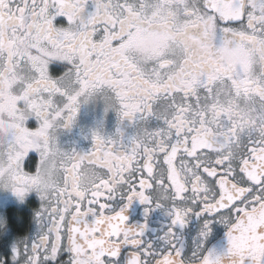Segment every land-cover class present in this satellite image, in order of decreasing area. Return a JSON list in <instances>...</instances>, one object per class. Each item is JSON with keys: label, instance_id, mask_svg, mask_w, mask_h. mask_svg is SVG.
<instances>
[{"label": "snow or ice", "instance_id": "1", "mask_svg": "<svg viewBox=\"0 0 264 264\" xmlns=\"http://www.w3.org/2000/svg\"><path fill=\"white\" fill-rule=\"evenodd\" d=\"M92 2L95 10L84 17L88 0H0V52L25 49L19 54L14 51L4 62L11 64V71L32 77L16 81L23 93H39L30 104L39 126L26 127L28 118L23 116L18 117L23 123L10 124L18 133L13 134L14 140L23 138L25 143L23 151H0V161H7L0 163V175L18 165L12 191L23 199L31 190L23 185L35 187L43 201L39 215L47 222L34 241L15 250L13 259L21 264H43L68 250L70 264H77V241L90 231L95 239H90L89 249L97 253V264H106L105 257H117L121 244L141 243L142 228L127 223L125 208L136 199L151 204L152 193L163 189V199L174 202L173 224L186 223L193 210L187 206L189 202L200 205L197 215L217 213L221 222L230 223L229 247L223 257L217 256L215 264H245V258H251L252 264H264V255L233 253V249L264 252V72L253 71L256 60L264 61V36L260 35L264 32V0H195L191 6L186 0H162L187 18V28L181 32L171 26L169 38L183 44V36H188L195 43L185 46L176 79L143 76L138 97L127 91L120 96L119 117L144 124L143 141L137 134L126 149L117 147L118 138L93 132L90 151H73L66 165L61 162L66 182L85 166L93 169L98 178L91 189L84 192L75 183L49 194L39 191L41 167L52 151L49 133L53 121L70 124L81 95L93 86L85 74L76 81L78 90L70 92L62 84L72 85L73 69L79 76V67L73 65L53 77L50 61L69 63L71 54L82 48L98 66L97 86H103L100 74L105 72L104 58L109 53L116 54L118 60L108 65V71L120 65L132 67L122 51L132 25L128 32L123 27L126 18L141 15L139 0ZM58 16L66 18V26L54 23ZM37 34L46 38V47L31 42ZM172 63L176 62L164 60L159 68L163 71ZM3 87L0 77V97ZM14 99L19 105L23 97ZM153 118L157 125L147 127ZM28 135L41 137L43 144L32 143ZM31 150L37 152L38 162L29 158ZM122 192L126 204L112 210L108 201ZM156 200L159 207L160 200ZM89 217L95 225L90 230ZM210 254L200 255L197 264H213ZM128 264L185 262L179 249L159 256L144 249L133 251Z\"/></svg>", "mask_w": 264, "mask_h": 264}, {"label": "clouds", "instance_id": "2", "mask_svg": "<svg viewBox=\"0 0 264 264\" xmlns=\"http://www.w3.org/2000/svg\"><path fill=\"white\" fill-rule=\"evenodd\" d=\"M189 5L195 4V0H186ZM115 3V0H113ZM142 7L139 8L141 15L139 18H126L123 30L128 32V26L132 25V31L128 33L124 41L123 54L128 58L129 64L132 67L120 65L118 68L108 71V65L117 62L118 57L116 54L109 53L105 56V72L100 74V80L103 81V86H97V74L95 68L98 67L88 57L86 51L82 48L76 49L71 55L72 60L68 64L78 66L80 75L77 76L73 69L71 79L72 85L67 82L62 86L68 87L70 92L78 90L76 81L83 79L87 75L90 82L89 89L85 94L81 95L84 100L95 98L96 94H101L102 99L105 101L106 107L115 110L119 116L121 112L120 96L127 91L132 97H138L142 91L140 78L147 76L152 78L154 75L159 74L160 79L174 80L178 77L176 71L178 62L185 54V46H191L195 42L188 36H183V44L177 43L175 40L169 38L170 27L175 26L181 32L187 28L184 21L187 19L179 13V11L170 3H163L162 0H139ZM118 11V10H117ZM260 35L264 36V32ZM45 37L37 34L31 38L34 42L42 47H46ZM27 43V42H26ZM23 46L18 50L6 48L0 52V77L3 78L4 87L2 88L3 96L0 97V151L15 152L23 151L22 145L25 140L22 138L20 141H15L13 134L16 133L15 129H10V124L23 123L18 117L23 116L28 118L32 116L34 109L30 108L32 100L38 98L39 93L29 90L26 94L21 91L22 85L16 83L17 80L32 79L31 76L25 77L19 71H11V64L5 63L7 58L14 54L24 51ZM164 60L175 61L176 63L170 64L163 71L160 70L159 65ZM253 71L256 74L264 72V61L256 60ZM8 84H14V87L9 88ZM43 88V86H42ZM16 95L23 97L22 102L18 105L14 99ZM80 97V98H81ZM81 100L79 99V105ZM76 118V116H75ZM75 118L70 124L65 126V121L54 120L53 126L49 133L52 151L47 155L41 167V183L38 186L39 191L45 194L51 193L54 189H58L66 184L78 183L80 190L87 192L91 189V185L98 178V174L91 168L83 167L78 175L69 177L67 182L64 179L61 162L66 165L73 155V152L65 151L57 145V130L60 128L68 127L75 122ZM93 132L98 133L101 137H105L102 130L97 128ZM145 126L138 123L137 134L138 139L142 142L144 139ZM136 134V135H137ZM106 138V137H105ZM27 139L34 144H43V139L36 135H28ZM117 139V138H114ZM9 141H12L10 144ZM43 149H41L42 151ZM0 163H7L6 160ZM19 172V166L9 168L7 171L0 175V187L11 189L16 186V181L13 179L14 175ZM26 188L36 189L31 185H23ZM37 190V189H36ZM163 189H158L152 193L154 199L165 200L162 197ZM225 223L230 226L228 221ZM89 230L94 227V221L89 220ZM90 239H95L89 234L77 241L76 259L77 264H97V253L89 249ZM22 243V241H21ZM229 247V246H228ZM236 255H251L256 256L264 255L261 250H256L254 253H249L244 250L237 251L233 249ZM223 254L211 253L209 260L215 264L217 256L223 257ZM227 264H236V261H228Z\"/></svg>", "mask_w": 264, "mask_h": 264}, {"label": "flooded vegetation", "instance_id": "3", "mask_svg": "<svg viewBox=\"0 0 264 264\" xmlns=\"http://www.w3.org/2000/svg\"><path fill=\"white\" fill-rule=\"evenodd\" d=\"M95 10L92 0L84 9L82 15L87 17ZM54 23L58 26L67 25L63 16L55 18ZM218 42V41H217ZM49 73L53 77L69 70L71 65L65 61L51 60ZM75 122L68 127L57 130V145L59 148L83 154L93 147V131L100 128L106 138H118L120 143L117 147L129 148L132 138L137 134L138 122L121 119L117 112L107 108L101 94L95 98L84 100L80 98ZM25 126L35 129L39 121L29 116L24 122ZM157 121L153 118L147 123V127H155ZM29 158L38 162V154L35 150L28 153ZM126 193L122 192L108 201L112 210H119L126 204ZM157 200L151 204H145L138 199L133 200L125 208L127 223L136 229L142 228L139 236L141 243L133 246L127 243L120 245L117 257H105L106 264H128L133 251L148 249L154 256L179 249L186 264L197 263L199 256L205 254L217 240L227 234L228 224L221 222L217 213L199 212L200 205L197 202H189L188 207L193 210L186 217V223L173 224L174 210L173 201L160 200V206H155ZM43 201L36 189L25 193L23 199L17 196L11 189L0 187V264H21L14 260L15 250L22 244L34 241L41 232L46 229L47 222L39 213ZM92 217H89L91 220ZM207 231V235H202ZM170 236L171 238H166ZM22 241V243H21ZM43 264H70V253L64 250L55 261L46 260Z\"/></svg>", "mask_w": 264, "mask_h": 264}, {"label": "water", "instance_id": "4", "mask_svg": "<svg viewBox=\"0 0 264 264\" xmlns=\"http://www.w3.org/2000/svg\"><path fill=\"white\" fill-rule=\"evenodd\" d=\"M228 246L229 244H228V238L226 234L225 237L217 240L216 243H214L206 253L211 252V253H216V254H223L227 251ZM245 264H252L251 258H245Z\"/></svg>", "mask_w": 264, "mask_h": 264}]
</instances>
